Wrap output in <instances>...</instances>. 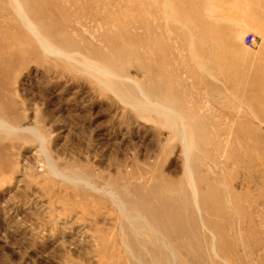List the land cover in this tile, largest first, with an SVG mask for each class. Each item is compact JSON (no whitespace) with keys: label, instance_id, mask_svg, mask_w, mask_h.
I'll return each mask as SVG.
<instances>
[{"label":"rangeland","instance_id":"1","mask_svg":"<svg viewBox=\"0 0 264 264\" xmlns=\"http://www.w3.org/2000/svg\"><path fill=\"white\" fill-rule=\"evenodd\" d=\"M41 2L0 0V264H264V0Z\"/></svg>","mask_w":264,"mask_h":264},{"label":"bare ground","instance_id":"2","mask_svg":"<svg viewBox=\"0 0 264 264\" xmlns=\"http://www.w3.org/2000/svg\"><path fill=\"white\" fill-rule=\"evenodd\" d=\"M24 3H25V1H24ZM30 4L31 5H34V4H36V6H37V8L38 7H40V5L42 4V2H41V0H30ZM25 5H26V3H25ZM26 8H27V6H26ZM27 10H28V8H27ZM39 10L41 11V8H39ZM28 13H29V10H28ZM31 13V12H30ZM29 13V14H30ZM34 13V12H33ZM33 13H31L32 14V18L33 19H35L34 18V16H33ZM62 20V19H61ZM47 39V38H46ZM198 39L200 40V44L202 45V49H205V50H210L211 51V49H213V46L211 45L212 44V42H210L211 40H212V37H210L209 39H208V41L205 43V41L203 42L202 41V38L200 37H198ZM206 46H208V47H206ZM213 67V66H212ZM210 69L212 70V68H211V65H210ZM151 105H154L155 106V104H151ZM159 108V107H158ZM166 110V109H165ZM164 110V111H165ZM183 111V110H182ZM166 113V112H165ZM172 113V112H171ZM170 113V114H171ZM173 119V118H172ZM198 123H199V121H198ZM172 125V124H171ZM197 126V125H196ZM172 127H173V125H172ZM175 128H176V126H175ZM197 128H198V126H197ZM183 129V128H182ZM174 134H175V132H174ZM184 134H185V132L183 131V130H181V132H177L176 131V135H177V137H178V139L181 141V140H183V137H184ZM182 143V142H181ZM190 173V172H189ZM196 188V187H195ZM180 191V190H179ZM181 195V194H180ZM198 195H200V194H198ZM162 202H164V204L165 205H167L168 206V203H166V200L165 201H163L162 200ZM171 202V201H170ZM169 202V203H170ZM180 202V201H179ZM161 204V203H160ZM163 204V203H162ZM163 204V205H164ZM171 204V203H170ZM174 204V203H173ZM178 204V203H177ZM162 205V206H163ZM175 205V204H174ZM174 205H172V206H174ZM179 205H181V204H179ZM178 207V206H177ZM180 207V206H179ZM143 209V208H142ZM144 211H146V209L145 210H143V212ZM156 211V210H155ZM145 214H146V212H145ZM151 214H153V212H151ZM156 214V213H155ZM178 213H175V214H167V213H163V214H156V216H158V217H166V219H173V220H176V221H178V220H181L182 219V217L184 216L183 214H178ZM147 216V215H146ZM153 216H155L154 214H153ZM156 216H155V219H156ZM148 217V216H147ZM151 217H152V215H151ZM176 217V218H175ZM146 218V217H145ZM147 219V218H146ZM151 221H153L154 220V217H152L151 219H150ZM177 226V225H176ZM179 227V226H178ZM163 229H166V228H163ZM177 231L178 232H182V228L181 227H179L178 229H177ZM229 261V260H228Z\"/></svg>","mask_w":264,"mask_h":264},{"label":"built area","instance_id":"3","mask_svg":"<svg viewBox=\"0 0 264 264\" xmlns=\"http://www.w3.org/2000/svg\"><path fill=\"white\" fill-rule=\"evenodd\" d=\"M243 43L247 47H252L256 44V37L251 34H248L244 37Z\"/></svg>","mask_w":264,"mask_h":264}]
</instances>
